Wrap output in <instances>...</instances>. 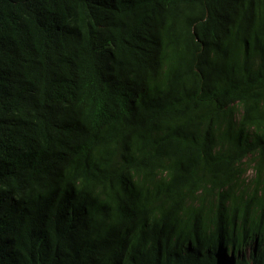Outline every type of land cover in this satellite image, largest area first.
I'll list each match as a JSON object with an SVG mask.
<instances>
[{"label":"trees","instance_id":"16d2710c","mask_svg":"<svg viewBox=\"0 0 264 264\" xmlns=\"http://www.w3.org/2000/svg\"><path fill=\"white\" fill-rule=\"evenodd\" d=\"M0 264H264V0H0Z\"/></svg>","mask_w":264,"mask_h":264},{"label":"rangeland","instance_id":"374dc122","mask_svg":"<svg viewBox=\"0 0 264 264\" xmlns=\"http://www.w3.org/2000/svg\"><path fill=\"white\" fill-rule=\"evenodd\" d=\"M256 174V162L252 160L251 162L249 161V164L247 166V172L245 174V179L247 182L250 181L251 178H253Z\"/></svg>","mask_w":264,"mask_h":264}]
</instances>
